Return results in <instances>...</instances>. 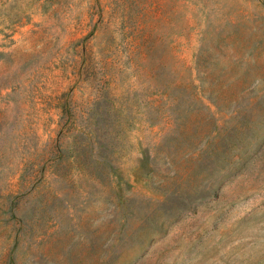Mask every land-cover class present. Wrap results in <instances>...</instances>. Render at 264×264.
I'll list each match as a JSON object with an SVG mask.
<instances>
[{"label": "rangeland", "instance_id": "obj_1", "mask_svg": "<svg viewBox=\"0 0 264 264\" xmlns=\"http://www.w3.org/2000/svg\"><path fill=\"white\" fill-rule=\"evenodd\" d=\"M0 264H264V0H0Z\"/></svg>", "mask_w": 264, "mask_h": 264}]
</instances>
